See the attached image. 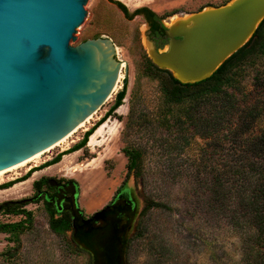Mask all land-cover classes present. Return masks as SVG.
Wrapping results in <instances>:
<instances>
[{
	"label": "rangeland",
	"instance_id": "obj_1",
	"mask_svg": "<svg viewBox=\"0 0 264 264\" xmlns=\"http://www.w3.org/2000/svg\"><path fill=\"white\" fill-rule=\"evenodd\" d=\"M118 1L129 15L124 16L109 0H87L85 18L74 33L75 40H70L74 46L101 36L111 39L116 47L114 60L124 63L118 87L68 144L5 173L0 184L22 176L78 142L113 104L126 78L122 107L106 119L93 144L89 137L77 150L71 168L59 170V165L53 166L56 163L35 171L15 190L0 189V202L31 196L32 182L41 177L69 178L77 182L78 203L88 216L125 188L136 199V215L124 249L125 264H248L252 246L248 238L253 231L235 206L240 185L252 180L263 155L255 143L264 130V61L248 71L238 89H228L227 95L195 108L168 103L155 71L148 69L146 23L133 14L134 10L148 7L166 26L230 0ZM125 147L142 153L137 173L127 174ZM155 201L168 209L148 207ZM25 208L32 212V218L19 234L20 244L13 258L4 255L14 249L11 236L0 233V264H92L91 254L76 247L69 233L57 235L50 229L42 201L30 202ZM22 218L0 213V222Z\"/></svg>",
	"mask_w": 264,
	"mask_h": 264
},
{
	"label": "water",
	"instance_id": "obj_2",
	"mask_svg": "<svg viewBox=\"0 0 264 264\" xmlns=\"http://www.w3.org/2000/svg\"><path fill=\"white\" fill-rule=\"evenodd\" d=\"M86 2L0 0V174L75 130L111 96L120 69L111 39L70 45ZM263 19L264 0H230L166 25L159 47L145 34L147 54L179 81H201L241 48ZM66 201L73 238L91 254L92 264H125L136 207L107 205L84 218L74 187ZM123 211L128 221L119 236L117 216Z\"/></svg>",
	"mask_w": 264,
	"mask_h": 264
},
{
	"label": "trees",
	"instance_id": "obj_3",
	"mask_svg": "<svg viewBox=\"0 0 264 264\" xmlns=\"http://www.w3.org/2000/svg\"><path fill=\"white\" fill-rule=\"evenodd\" d=\"M109 1L121 9L125 16L129 15L128 9L120 1ZM141 11L146 13V20L151 26V30L153 31L152 34L156 37L164 35L166 26L162 22V17L148 7H139L134 10L133 14H138ZM263 61L264 19L259 23L250 39L228 57L206 79L193 83H183L176 79L169 70L157 67L150 59L148 60V69H153L155 71L154 75L159 79L161 90L168 103L175 105L187 104L195 108L214 97L227 95L228 89H238L248 71L250 69H255ZM126 84L127 81L126 78H124L123 86L116 93L113 104L93 126L84 132L82 138L78 142L41 165L32 167L22 176L0 184V189H7L12 187L15 183L27 180L33 172L56 164L61 161L64 155L84 147L89 137L123 104L126 94ZM250 111L254 112L252 109ZM255 145L261 150L263 155H261V160L255 165L252 180L245 181L240 185L235 209L237 213L245 219V223L252 228L253 231V234L248 238L252 241V246L248 253L250 256L248 264H264V130H262L261 134L258 136ZM123 153L127 157V174L131 172L137 173L142 158L141 151L134 147H125ZM47 179L48 178L41 177L34 180L32 182L33 194L29 197L9 199L0 202V213L23 216V218L18 221L0 222V233H8L9 236H11L9 240L14 243V249L4 252V255L8 257V259L13 258L16 254L20 244L19 234L28 228V222H30L32 218V212L25 208L30 202L37 203L42 201L49 216L50 229L57 235L69 233L68 237L75 246L82 248L72 237L71 214L69 212H57L55 205L44 196L43 186L45 185L47 189H50L46 181ZM148 207H162L168 209L166 204L156 201L149 204Z\"/></svg>",
	"mask_w": 264,
	"mask_h": 264
},
{
	"label": "flooded vegetation",
	"instance_id": "obj_4",
	"mask_svg": "<svg viewBox=\"0 0 264 264\" xmlns=\"http://www.w3.org/2000/svg\"><path fill=\"white\" fill-rule=\"evenodd\" d=\"M119 10L121 11V9H119ZM123 15H124V13H123ZM136 15H139V16H141V18L144 19V21L147 25V28L145 29V34L147 35V37L151 41H154L158 47H159L158 42H165L166 41V39L164 37L165 34L162 36H158V37H156L152 34L153 31L151 30V26H150L149 22L146 20V13L144 11H141L140 13H138ZM54 179H55V183H56L54 185H51L49 183V178L46 180L50 189H47V188L43 189V191H44L43 194L45 197L48 198V200L51 203H53L55 205L57 212H64V213L69 212L71 214V211L68 208L69 202L66 201V199L70 197L71 190L73 189V187L75 188V190L78 194V184L75 180L69 179V178H66V179L54 178ZM58 200H60V202H57ZM107 205L115 207L116 210H117V208L126 209L128 206L136 207V199L134 198V196L132 195L130 190H127L124 188V189L119 190L115 194V196L110 200V202H108L105 206H107ZM105 206H103V207H105ZM81 211L83 213L84 218H87L91 215L90 214L87 216L82 209H81ZM135 215H136V212H135ZM117 218H118V223L116 226L119 229L118 235L121 236L122 235V226H123V224H125L128 221L127 213L123 211V212L119 213ZM71 223H72V216H71ZM72 237H73V235H72Z\"/></svg>",
	"mask_w": 264,
	"mask_h": 264
},
{
	"label": "bare ground",
	"instance_id": "obj_5",
	"mask_svg": "<svg viewBox=\"0 0 264 264\" xmlns=\"http://www.w3.org/2000/svg\"><path fill=\"white\" fill-rule=\"evenodd\" d=\"M122 64L124 65V63H120V69H119V72H118V77H117L116 83H115V85H114V87H113V92H114V90L118 87L119 81H120L121 78L123 77V73H122V71H120V70H121V67L123 66ZM113 92H112V93H113ZM120 107H122V106H120ZM93 114H94V113H92V114H90L89 116H87V117L85 118V120H84L83 122H81V123L79 124V126H78L75 130H73L72 132L68 133L65 137L61 138V139L58 140L56 143L52 144L51 146L47 147L46 149L41 150V151L35 153L34 155H32V156L28 157L27 159L21 161L20 163L16 164L15 166H13V167L9 168L8 170L2 172V173L0 174V177L2 178V177L5 175V173L10 172V171H13V170H15V169H17V168H20V167L26 166L28 163H30V162H32V161H34V160L37 161V159H39L40 156L42 155V153L45 152V151H49V150H51L52 148H54V147H56V146H60V145H62V144H66V143L68 144V143L70 142V141L68 142V140L73 136V134H74L76 131H78L79 128L85 126V122H87V121L90 119V117H92ZM86 125H87V124H86ZM102 127H103V125L100 126V127L94 132V134H92V135L90 136V137H91V139H90V144H93V141H94L95 137H96L98 134H101V133H102ZM103 128H104V127H103ZM67 146H68V145H67ZM77 153H78V151H74V152H72V153H70V154L64 155L63 158H62V160H61L60 162H58L56 165H53V166H58V165H59V166H60V169H59V170H65V169H69V168H71V167L73 166V165H71L72 162H73V161H72V158H73V156H75ZM53 166H50L49 168H52ZM76 170H77V168L74 169V171H76ZM35 173H37V172H34V174H35ZM34 174H33V175H34ZM26 182H28V180L23 181V182L18 183V184H15V185H13V187H11V188H9V189L2 190V191H9V190H11V189H12V190H15L17 186H19V185H21V184H25ZM15 192H16V191H15ZM18 192H19V191H18ZM13 193H14V192H13Z\"/></svg>",
	"mask_w": 264,
	"mask_h": 264
},
{
	"label": "crops",
	"instance_id": "obj_6",
	"mask_svg": "<svg viewBox=\"0 0 264 264\" xmlns=\"http://www.w3.org/2000/svg\"><path fill=\"white\" fill-rule=\"evenodd\" d=\"M52 166V165H51Z\"/></svg>",
	"mask_w": 264,
	"mask_h": 264
}]
</instances>
